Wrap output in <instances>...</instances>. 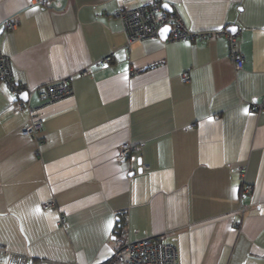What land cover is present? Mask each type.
Returning a JSON list of instances; mask_svg holds the SVG:
<instances>
[{
    "label": "crops",
    "instance_id": "obj_1",
    "mask_svg": "<svg viewBox=\"0 0 264 264\" xmlns=\"http://www.w3.org/2000/svg\"><path fill=\"white\" fill-rule=\"evenodd\" d=\"M153 1L0 0V53L24 86L14 96L0 80L8 251L105 264L125 242L166 234L178 264H264V0H160L192 32L238 31L240 69L223 35L126 46L116 12ZM64 77L71 93L44 103L37 88ZM28 107L43 118L35 137L21 134ZM123 143L137 150L118 163Z\"/></svg>",
    "mask_w": 264,
    "mask_h": 264
},
{
    "label": "built area",
    "instance_id": "obj_2",
    "mask_svg": "<svg viewBox=\"0 0 264 264\" xmlns=\"http://www.w3.org/2000/svg\"><path fill=\"white\" fill-rule=\"evenodd\" d=\"M51 0H30L29 4H37L42 7H48ZM116 16L120 19L126 37V46L135 41L155 38L159 35V31L163 26L168 25L170 30L168 40L170 41H202L211 36L223 35L226 37L229 45L230 59L236 69H240L243 65V56L234 48L238 31H229L222 29L217 31H201L192 32L188 30L180 20V18L172 11H167L162 7L160 0L142 5L136 8H119ZM10 29L14 27L13 23H8ZM111 54L106 55L96 62L99 67L107 66L112 60ZM86 73V71H82ZM12 66L9 57L0 53V80L8 85L11 94L17 95L24 89L23 85H19L12 80ZM183 81H188L186 73L181 75ZM71 80L69 77L56 79L45 83L37 88V95L44 103H53L59 101L71 93ZM16 107L23 105L20 99L15 100ZM256 111L262 109V104H253ZM28 123L21 130V134L26 137H35L42 127L43 118L37 108L28 107ZM137 150L136 145L123 143L119 146L116 154L118 163L124 160H134V152ZM246 168H241L240 175L243 177ZM251 185H243L240 193L250 191ZM53 201H45L43 209H49ZM247 207L242 205L238 209L243 212ZM64 216L60 215L58 224L62 225ZM0 264H80L78 262L58 263L50 260H34L29 255H21L8 251L3 245H0ZM105 264H178L177 249L174 244L166 240V234L159 237L144 238L134 242H125L118 247L111 258Z\"/></svg>",
    "mask_w": 264,
    "mask_h": 264
},
{
    "label": "water",
    "instance_id": "obj_3",
    "mask_svg": "<svg viewBox=\"0 0 264 264\" xmlns=\"http://www.w3.org/2000/svg\"><path fill=\"white\" fill-rule=\"evenodd\" d=\"M162 7H163L165 10H167V11H171V8H170L167 4H162ZM165 29H167V31H164ZM169 30H170V28H169L168 25L163 26V27L160 29V31H159V35H160V36H161V35H165L164 38H167L168 33H169ZM19 97H20V99H22V100H26V98H27V92H26V91L22 92V93L19 95Z\"/></svg>",
    "mask_w": 264,
    "mask_h": 264
},
{
    "label": "snow or ice",
    "instance_id": "obj_4",
    "mask_svg": "<svg viewBox=\"0 0 264 264\" xmlns=\"http://www.w3.org/2000/svg\"><path fill=\"white\" fill-rule=\"evenodd\" d=\"M164 31H167V29H165ZM245 111H247V110H245Z\"/></svg>",
    "mask_w": 264,
    "mask_h": 264
}]
</instances>
